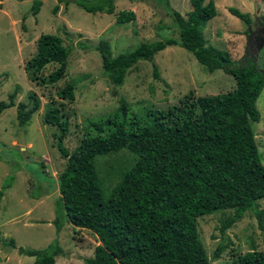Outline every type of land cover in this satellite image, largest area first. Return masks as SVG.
<instances>
[{
    "label": "trees",
    "instance_id": "16d2710c",
    "mask_svg": "<svg viewBox=\"0 0 264 264\" xmlns=\"http://www.w3.org/2000/svg\"><path fill=\"white\" fill-rule=\"evenodd\" d=\"M18 1V0H17ZM73 2L85 12L112 14L114 0H57L66 6ZM42 0H31V14H36ZM57 9V5L53 10ZM227 11L251 23L248 13L228 6ZM178 37L140 42L129 51L112 55L108 43L94 46L101 56L103 74L113 85H120L126 71L137 61H151L166 45L176 44L191 52L208 72L222 70L232 76L234 87L217 94L192 96L189 91L179 104L154 113L148 123L125 128L124 121L107 119L112 127L105 134L84 137L73 149L63 145L68 120L49 102L42 123L56 128V149L64 159L57 174L58 212L53 223L57 233L59 218L72 226L90 230L98 240L84 264H207L197 232L201 215L229 209L232 214L219 226L220 233L242 214L264 199V164L260 163L250 121L259 113L255 99L264 85V69L245 57L233 61L227 52L206 45L202 29L215 14L212 0L205 5L191 4L182 17L170 9ZM134 19L132 10L114 13V22L124 24ZM71 48L55 34L41 33L35 39V51L25 62L27 77L39 85L59 81L66 73ZM48 64L54 68L46 75ZM153 76L157 67L151 64ZM76 79L55 90L60 99L72 101ZM16 87L0 100V112L14 105ZM30 106L17 102L15 118L23 127L37 109L38 101L29 94ZM121 108L124 109L122 104ZM95 128L101 131L98 125ZM126 149L134 161L106 193L98 177L94 158ZM9 176L0 188V196L12 181ZM256 214H259L256 212ZM56 235V234H55ZM5 244L15 247L12 239ZM19 254L33 257L31 264H53L62 249L53 239L44 248L17 247ZM219 255L216 247L212 257ZM234 264H264V252L251 248L237 254Z\"/></svg>",
    "mask_w": 264,
    "mask_h": 264
},
{
    "label": "rangeland",
    "instance_id": "374dc122",
    "mask_svg": "<svg viewBox=\"0 0 264 264\" xmlns=\"http://www.w3.org/2000/svg\"><path fill=\"white\" fill-rule=\"evenodd\" d=\"M194 1L205 5L208 0H114L112 14L85 12L71 1L64 6L57 0H42L37 13L31 14V0H0V100H7V94L17 89L14 105L0 112V188L13 176L0 196V264H31L33 257L19 254L17 247L41 249L53 239L62 249L53 264H84L83 259L91 256L99 243L90 230L72 226L64 217L59 218L60 229L55 232L53 220L61 212V208L57 209L56 177L64 159L56 149V128L41 121L50 101L68 120L63 145L71 150L84 137L105 134L112 127L105 121L108 118L122 120L125 128H129L135 123H148L156 111L178 105L189 91L195 97L234 87L232 76L219 69L208 72L190 51L176 44L154 53L151 61H137L126 71L120 85L111 84L102 72L101 56L94 49L101 40L108 43L115 55L143 41L177 38L170 9L185 17ZM212 1L216 14L202 29L206 45L227 52L237 63H243L247 57L264 69V0ZM55 5L57 9L53 10ZM228 6L248 13L251 23L246 25L231 15ZM119 10H132L134 19L116 24L114 13ZM41 33L58 35L71 48L64 77L50 85L34 83L24 71L25 62L35 51V39ZM152 63L157 67V78L153 76ZM53 68V64H48L42 74ZM70 79H76L73 100L58 98L55 90ZM30 93L38 106L29 121L19 127L15 106L20 101L30 106ZM255 107L259 118L249 125L259 161L264 164V85L255 99ZM20 130L22 145L16 143ZM133 161L134 155L126 149L94 158L106 193ZM231 214L232 210L225 209L196 219L207 264H234L237 254L251 248L264 252V199L255 201L252 209L220 233L221 222ZM9 239L13 240L14 248L5 244ZM216 247L219 255L213 258Z\"/></svg>",
    "mask_w": 264,
    "mask_h": 264
},
{
    "label": "water",
    "instance_id": "95a60500",
    "mask_svg": "<svg viewBox=\"0 0 264 264\" xmlns=\"http://www.w3.org/2000/svg\"><path fill=\"white\" fill-rule=\"evenodd\" d=\"M16 143L18 145H22L23 144V131L22 130L19 131L18 137L16 139ZM20 148L22 150V147L21 146H20Z\"/></svg>",
    "mask_w": 264,
    "mask_h": 264
}]
</instances>
